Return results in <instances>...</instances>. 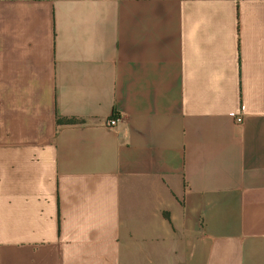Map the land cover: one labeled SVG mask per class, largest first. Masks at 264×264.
Listing matches in <instances>:
<instances>
[{
  "label": "crops",
  "instance_id": "0c3cea01",
  "mask_svg": "<svg viewBox=\"0 0 264 264\" xmlns=\"http://www.w3.org/2000/svg\"><path fill=\"white\" fill-rule=\"evenodd\" d=\"M0 264H264V0H0Z\"/></svg>",
  "mask_w": 264,
  "mask_h": 264
},
{
  "label": "trees",
  "instance_id": "16d2710c",
  "mask_svg": "<svg viewBox=\"0 0 264 264\" xmlns=\"http://www.w3.org/2000/svg\"><path fill=\"white\" fill-rule=\"evenodd\" d=\"M57 123L59 125H72L79 123V120L76 118H62L60 116H57Z\"/></svg>",
  "mask_w": 264,
  "mask_h": 264
},
{
  "label": "built area",
  "instance_id": "2783aa9c",
  "mask_svg": "<svg viewBox=\"0 0 264 264\" xmlns=\"http://www.w3.org/2000/svg\"><path fill=\"white\" fill-rule=\"evenodd\" d=\"M235 120H236V122H241L242 121L241 117H237ZM116 121H117V118L116 117H111L109 119L107 125L110 126V127H113L115 125Z\"/></svg>",
  "mask_w": 264,
  "mask_h": 264
}]
</instances>
